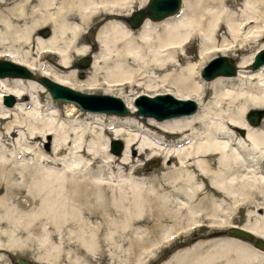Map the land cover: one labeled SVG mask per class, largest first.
Returning <instances> with one entry per match:
<instances>
[{
    "label": "bare ground",
    "instance_id": "6f19581e",
    "mask_svg": "<svg viewBox=\"0 0 264 264\" xmlns=\"http://www.w3.org/2000/svg\"><path fill=\"white\" fill-rule=\"evenodd\" d=\"M11 2L0 7V56L73 89L117 96L131 114L139 93L190 98L196 108L144 120L82 109L87 121L78 120L73 105L63 113L41 100L47 89L34 77L0 76V96L13 97L11 107L0 103V233L10 241L13 231L37 223L53 231L70 224L75 244L93 255L102 242L113 244V219L89 225L90 218L113 211L116 200L137 201L135 214L125 202L118 209L129 232L144 213L174 218L159 238L164 241L188 224L209 227L166 264H264V251L248 241L211 235L245 205L241 227L264 239V118L259 125L260 119L251 124L246 118L264 109V62L252 68V53L245 56L264 41V0H181L176 13L158 22L145 17L135 29L128 14L144 0ZM45 25L50 34L38 35ZM194 38L199 60L191 64L186 50ZM213 52L237 57V71L202 77L201 64ZM88 53L87 70L77 78V60ZM110 137L123 141L118 157L107 149ZM156 156L160 164L150 171L136 164ZM102 226L109 230L100 238ZM59 248L49 243L50 264Z\"/></svg>",
    "mask_w": 264,
    "mask_h": 264
},
{
    "label": "rangeland",
    "instance_id": "374dc122",
    "mask_svg": "<svg viewBox=\"0 0 264 264\" xmlns=\"http://www.w3.org/2000/svg\"><path fill=\"white\" fill-rule=\"evenodd\" d=\"M11 1L14 0H4V1L0 0V7H6V5H10L12 3ZM145 3L146 0H144L143 4L139 5V7H143ZM136 7L138 6L137 4L134 3L130 8L128 16L130 15L131 11L134 10ZM236 8L238 10H241V7L239 5H237ZM153 21L158 22L157 20H153ZM128 25L134 29L138 28V27H132L129 22ZM97 26L98 25L94 24V26L92 25V27L87 30L86 35L88 36V38L94 36V34L96 33ZM44 28H47L49 31L47 35L42 34V30ZM49 34H50V28L48 25L43 26L40 32H38V35L43 37L48 36ZM194 39H192L188 43L189 47L186 50L187 55L192 56V58L189 61V63L191 64H194L199 60V49H200L198 45L199 42L197 41V39L195 40ZM263 42L264 41L258 43L257 46L255 47L251 46L249 50L250 52L245 54V56L248 55L249 53H252L253 55V52L257 50L256 47L261 45ZM213 53L214 54H211L210 56L207 57L209 58L208 60H210L215 56L221 55L219 52H213ZM88 56L89 53L87 54V57ZM230 57H231L230 59L234 62V64H236L237 57H233L231 55ZM0 58H6V56H0ZM79 60H77V63ZM206 62H203L201 64V68L203 67L204 64H206ZM78 67L81 73L77 74L78 76L77 78H82L81 75L82 74L84 75V73L87 70V67L85 65L84 66L79 65V63H78ZM36 76H39V74L33 72L34 79H36L35 78ZM92 92L99 93L97 89H95ZM47 93L48 91L41 92L40 94L41 100L50 101L56 106V108H58V110H61L63 113L65 108L73 105V108L77 112H79L78 114L81 113L79 115L78 120H83L84 118V120L87 121V119H85L82 113L83 111H81L82 109L76 106L73 102L52 99L50 98V96H48L49 94ZM4 95H10V94L7 93L1 94L0 96L1 105L5 107H11L13 101L11 105L4 103L3 101ZM128 113H127L128 115L127 114L125 115L129 117L134 116L135 118H139V119L142 118L143 120L145 118H149L142 115H139L140 116L139 117L135 113L131 114V112ZM106 114L110 115V113H106ZM115 116H117V114H115ZM118 117H125V116L118 115ZM262 118H264V113L261 114V118H259L260 121L257 125L261 123ZM108 123L109 120L105 118L103 120V124H108ZM242 130L243 129L238 127L236 132L240 134ZM104 136L109 137V134L104 133ZM112 138L118 139L121 143H123V141L119 137H110V139H108L107 142V149L109 153L112 156L118 157L122 151V147L120 148L118 153L112 152L109 147L110 140ZM40 143L42 145L43 141H40ZM136 164L140 166V170L150 171L152 168H155L160 164V159L157 156L152 157L149 160H145L144 157H139L138 160L136 161ZM135 177H142V176L137 175ZM123 202H125V200H116L112 205L114 209L113 211H108L107 215H100L97 218H90L91 223L89 225L94 224V222L96 223H98L99 221L104 222V220L107 218L113 219V225L112 228H110V230L112 231L113 244L102 242L99 249L95 252V254L93 255L86 254L82 249L78 248V246L75 244L73 234L70 233L69 230H67L70 224L61 225V228L60 229L58 228L59 231L58 229L57 231L56 230L53 231V229L50 227H47L46 230L41 227H38L37 226L38 223H37L35 228H31L27 230L19 229L13 231L11 235L14 241H11L12 240L11 239L10 240L11 242L8 240L7 235L3 231L0 233V241L3 243V246L2 245L0 246V264H14V258L16 256L29 258L36 264H50L45 259L46 258L45 252L49 248L50 242H54L55 244H58L60 246L59 250L56 251L57 252L56 264H76V262L73 260V256H81L85 259L83 263L87 261L90 264H166L175 254L180 253L182 250L188 248L196 241L201 240L203 238V234L209 231L208 230L209 227H207L205 224H204L205 226L188 224L184 226L183 229L180 228L176 230L175 231L176 233L173 232L175 228H172L171 231L173 233L170 234V238L167 241H164V239H159V238L162 235L163 237L166 236L165 231L171 227V224L174 222L173 220L174 218L151 217L148 214L144 213L135 217L136 220L139 221V223L135 224V226L132 227L134 228V230L129 232L130 227L129 228L123 227V224L125 223V217L122 214V212L118 210ZM125 204L131 209L130 213L135 214V212L137 211V208L135 207L137 205V201H134V203L132 201H126ZM245 213H246L245 205L237 207V209L235 210H232V212L229 213L231 215L227 214L225 220L220 222L221 225L219 224L217 226L215 225L216 227L214 226V229L218 230V232L211 233V235L219 234L226 236V228L228 227L229 223L230 224L235 223L241 226L246 218ZM1 227H3V225H1ZM108 230L109 229L107 227L102 226L101 230L99 231L100 238L106 237V234H108ZM55 232L58 235L55 234ZM249 243L251 242H248V244ZM67 252L70 253L68 254Z\"/></svg>",
    "mask_w": 264,
    "mask_h": 264
},
{
    "label": "water",
    "instance_id": "95a60500",
    "mask_svg": "<svg viewBox=\"0 0 264 264\" xmlns=\"http://www.w3.org/2000/svg\"><path fill=\"white\" fill-rule=\"evenodd\" d=\"M181 0H146L143 7L134 9L129 17L128 22L131 26H138L146 17L150 20H158L163 17L177 12ZM48 29L44 28L42 34L46 35ZM88 58L84 57L80 60L81 65H86ZM264 62V48H259L253 55L251 67L256 68ZM236 71L235 64L228 56L219 55L211 58L203 65L200 75L206 79H210L216 75H232ZM21 76L32 78V72L24 65L0 58V76ZM38 80L47 89L52 99H60L74 102L80 109L98 111L104 113H114L117 115H125L128 108L125 103L117 96L106 93L82 92L69 86L53 81L45 76H36ZM3 101L10 104L11 95H4ZM132 104L135 106V113L143 116H151L156 119L171 117L180 114H186L194 111L196 108L195 101L190 98H177L167 92L155 93L152 95L139 93L134 96ZM264 113V109H252L246 118L249 123L257 124L259 117ZM110 150L118 153L122 147V143L118 139L110 140ZM227 234L232 237L249 240L252 239L253 247L264 250V239L256 236L247 229L230 225ZM14 264H36L31 259L16 256Z\"/></svg>",
    "mask_w": 264,
    "mask_h": 264
},
{
    "label": "flooded vegetation",
    "instance_id": "af4514ba",
    "mask_svg": "<svg viewBox=\"0 0 264 264\" xmlns=\"http://www.w3.org/2000/svg\"><path fill=\"white\" fill-rule=\"evenodd\" d=\"M240 224V223H239Z\"/></svg>",
    "mask_w": 264,
    "mask_h": 264
}]
</instances>
